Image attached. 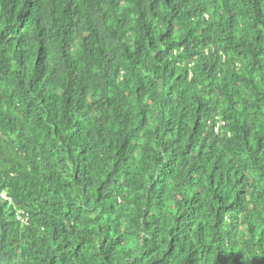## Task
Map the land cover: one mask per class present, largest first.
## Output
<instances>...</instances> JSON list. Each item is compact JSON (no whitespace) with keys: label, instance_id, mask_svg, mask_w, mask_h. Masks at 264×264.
I'll list each match as a JSON object with an SVG mask.
<instances>
[{"label":"trees","instance_id":"trees-1","mask_svg":"<svg viewBox=\"0 0 264 264\" xmlns=\"http://www.w3.org/2000/svg\"><path fill=\"white\" fill-rule=\"evenodd\" d=\"M0 264H264V0H0Z\"/></svg>","mask_w":264,"mask_h":264},{"label":"built area","instance_id":"built-area-1","mask_svg":"<svg viewBox=\"0 0 264 264\" xmlns=\"http://www.w3.org/2000/svg\"><path fill=\"white\" fill-rule=\"evenodd\" d=\"M3 196H4L5 198H7V194H6V193H4Z\"/></svg>","mask_w":264,"mask_h":264}]
</instances>
